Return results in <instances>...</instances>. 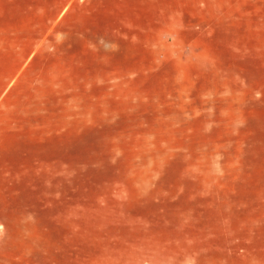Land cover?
<instances>
[{
  "label": "rangeland",
  "instance_id": "rangeland-1",
  "mask_svg": "<svg viewBox=\"0 0 264 264\" xmlns=\"http://www.w3.org/2000/svg\"><path fill=\"white\" fill-rule=\"evenodd\" d=\"M5 142L0 264H264V0H0Z\"/></svg>",
  "mask_w": 264,
  "mask_h": 264
},
{
  "label": "crops",
  "instance_id": "crops-1",
  "mask_svg": "<svg viewBox=\"0 0 264 264\" xmlns=\"http://www.w3.org/2000/svg\"><path fill=\"white\" fill-rule=\"evenodd\" d=\"M20 164L18 144L14 142L0 143V223H2L4 199L18 198L17 173ZM4 175H6L4 177ZM14 175V195H13ZM5 190V194H4ZM11 212V211H10Z\"/></svg>",
  "mask_w": 264,
  "mask_h": 264
}]
</instances>
